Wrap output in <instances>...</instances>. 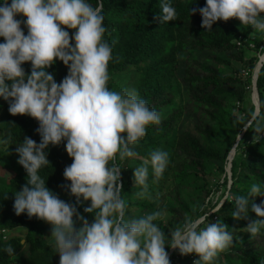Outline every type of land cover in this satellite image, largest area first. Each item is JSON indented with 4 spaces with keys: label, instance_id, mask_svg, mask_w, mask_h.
<instances>
[{
    "label": "clouds",
    "instance_id": "1",
    "mask_svg": "<svg viewBox=\"0 0 264 264\" xmlns=\"http://www.w3.org/2000/svg\"><path fill=\"white\" fill-rule=\"evenodd\" d=\"M102 10V0L96 6L88 0H0V97L8 101L12 115L35 118L41 136L39 143L25 137L16 148L27 183L16 191L13 207L17 215L26 213L52 225L59 264H170L165 233L154 223L162 217L161 211L138 220L124 219L121 168L114 161L117 155L120 160L134 157L136 153L129 146L144 138L148 127L158 125L161 117L134 90L121 93L107 87L113 55L112 46L104 39ZM161 13L158 19L162 23L177 20L171 0H162ZM199 13L201 26L208 31L219 20L238 18L241 25L264 34V0H206ZM18 15L26 20L16 19ZM62 26L76 31L70 37ZM73 39L74 45L70 42ZM56 59L69 67V74L59 84L47 70ZM25 62H31L30 75L21 66ZM254 130L259 140L264 127L257 124ZM62 140L67 141L66 151L73 158L64 170L65 179L71 181V193L77 201L81 197L90 200L84 212L99 210L91 224L74 205L59 199L39 174L50 164L49 144L58 145ZM8 144L7 139H0V147L6 149ZM168 163L166 151L154 150L150 160L135 168V185L142 187L139 197L148 192L149 165L158 180ZM248 195L264 196V186L253 184ZM229 197L228 192L209 197V201H216L215 206L186 221L182 229L172 233L168 245L182 255L197 254L194 264H213L233 244V234L220 221L209 223V214L218 213ZM230 202L235 204L234 218H246L249 211L258 217L248 223L246 232L252 237L264 234V219H260L264 218V201L256 204L241 195ZM5 251L15 253L11 245Z\"/></svg>",
    "mask_w": 264,
    "mask_h": 264
},
{
    "label": "trees",
    "instance_id": "2",
    "mask_svg": "<svg viewBox=\"0 0 264 264\" xmlns=\"http://www.w3.org/2000/svg\"><path fill=\"white\" fill-rule=\"evenodd\" d=\"M88 2L96 6L98 0H88ZM161 2L162 0H102V14L106 28L104 39L112 46L113 55V59L108 64V72L112 80L107 87L114 91L118 82L123 80H125V87L127 76L130 79L135 76L134 85L137 87L139 97L144 99L149 108L155 109L161 117L158 125L149 126L146 136L131 145V149L136 153L134 157L125 158L119 163L114 161L121 168L119 183L122 185L120 193L122 198L131 189H134L136 195L142 191L141 186L135 188L134 170L131 165L150 160V154L161 146L162 141L168 137V133L176 129V120L179 117L181 119L182 113L179 114L177 109H171L174 105V93L171 90L174 78L178 79L183 86L184 83L188 85L185 94L192 92L191 98H187L189 109L200 114L199 122L194 125L193 129L188 128V130L181 131L178 127L175 153L158 180L151 170L147 180L146 196L141 200L126 204L124 219L128 221L133 220L135 209L143 213L164 209L171 216L168 223L160 219L154 221L165 233V250L169 255L172 250L169 246L172 233L184 226L176 228L175 221L185 224L189 219L194 220L214 207V203L213 200L209 201L206 208L194 211L185 202L182 192L173 189L164 194V197L161 196L170 204L163 207L159 206L160 197L155 200L150 199L151 193L160 184H165L167 180L179 179L175 178L176 175L185 176L187 169L192 166L202 167L205 161L227 159V153L222 157L220 151L211 144V139L219 134L216 126H226L227 119L232 116L230 108L226 106L227 99L234 97L244 100L245 90L234 88V85L243 81L244 70L236 69L234 74L226 73V70L233 65L232 59H236L244 63L250 62L251 68L248 70L251 74L258 57L245 61L244 52L238 45L239 41L244 43L245 35L238 29L233 18L228 21L215 22L210 31L201 26L202 17L199 9L206 5V0H171L172 6L177 11V20L165 23L158 19L162 14ZM190 9H196V11L191 13ZM15 18L21 21L26 20V17L22 15ZM21 27L27 35V27L23 23ZM62 27L69 31L70 37L76 31L67 29L66 26ZM0 42H3L2 37H0ZM70 42L73 45L75 43L74 39ZM204 51L208 52L204 60L194 58L196 53ZM21 66L26 75H30L31 62H25ZM47 70L53 74L58 84L69 74V67L59 59H56ZM5 83L10 85L11 81L6 80ZM257 86L261 97V111L250 126L252 130L257 124L264 127V119L261 118L264 117V66L259 74ZM8 108V101L0 97L2 139L9 141L6 149L2 147L0 151V231L27 227L26 242L30 245L32 255L19 256L24 247L20 238L9 240L0 238V264L14 262L17 264H59V252L53 244L48 243L46 238L49 223L35 216L29 218L26 213L17 215L13 207L16 191L22 190L27 183L26 170L17 162L19 157L16 148L24 142L25 137L39 143L41 136L37 131L39 122L35 118L27 114L12 115ZM253 114L252 109L242 120V127L253 117ZM256 135L254 133L251 139L246 141L245 154L242 152L233 162V183L229 193L233 198L241 195L248 196L249 200L259 204L264 201V196H249L252 185L247 182V178H251L256 184L264 186V133H260L259 140ZM46 151L50 164L39 171L46 186L59 199L74 205L89 224L93 223L99 210H93L92 213L84 212V208L90 206V200L84 201L81 197L77 201L68 187L71 181L64 177L65 168L73 162L65 145L62 143L49 144ZM249 159L251 162L248 161ZM230 201H226L222 206L218 212L219 215H209V223H216L214 217L220 216L218 221L227 225V230L234 234L237 229L246 228L248 223L258 219L251 211L246 218H234L232 212L235 211V204ZM78 226H81L79 221L76 224V227ZM9 245L15 249L13 255L5 251ZM193 254L182 255L178 249H175L169 257L170 264H177L178 256L193 261L191 260L195 257ZM220 255L226 264H264V234L252 237L250 233H247L239 240L233 239V244L229 249Z\"/></svg>",
    "mask_w": 264,
    "mask_h": 264
},
{
    "label": "rangeland",
    "instance_id": "3",
    "mask_svg": "<svg viewBox=\"0 0 264 264\" xmlns=\"http://www.w3.org/2000/svg\"><path fill=\"white\" fill-rule=\"evenodd\" d=\"M262 16H264V13H261ZM233 21L235 22L238 29L245 35L244 43L238 42V45L240 49L244 52V59L245 61H250L251 59L258 57L256 65L253 68V72L249 74L248 68H251L249 66V63H244L242 61L232 59L233 65L226 70V73L234 74L236 69L244 70L242 73V82L234 85V88L238 87L241 90H245V99L240 100L238 98L229 97L227 99L226 106L230 108L231 110V117L227 119V125L226 126H216V129L218 130L219 134L217 137H214L211 139V144L214 148L218 149L221 153V156H225L227 153V159L223 160L222 158L218 160H211V161H205L204 165L202 167H190L187 169V173L185 176L176 175L175 181L173 180H167L165 184H160L158 187L155 188V191L151 193L150 199L155 200L157 197H160L159 206H169L168 202L162 198L164 194L169 192L170 190L176 189L182 192V196L185 200V202L194 210H203L206 208V201L209 202V197L214 196L215 193H220L221 196L225 192H230V187L233 183V171L232 174L229 173V164L230 159L229 156L231 152H233V149L236 150V154L233 157L232 160V168H233V162L235 159H238V157L241 155V153H244V146L247 140L251 139L253 134L255 133V130L251 129L250 126L253 123V117L249 120L252 121L249 125V121L246 125H249L248 128L245 126L242 127L241 122L244 118L247 117V115L252 111H254V114L257 115V104H256V98H255V89L257 86L255 74L258 69V64L261 61V57L264 55V34H260L255 32L251 29L250 26L241 25V21L238 18H233ZM243 42V41H242ZM208 52H200L196 53L194 55V58H198L199 60H204L203 58L206 57ZM190 55V54H189ZM185 56V54H184ZM264 64V61H263ZM248 66V67H247ZM264 66V65H263ZM262 66V68H263ZM262 68L261 71L262 72ZM183 69V67H182ZM247 70V71H245ZM180 73H182L180 71ZM260 74V73H259ZM131 76V75H130ZM128 77V80H126V86L124 87L125 80L119 81L116 85L114 91L121 92V93H127L131 91H137V87L134 85V77L132 79ZM111 78L107 82H111ZM258 81V79H257ZM233 85V84H232ZM258 88V86H257ZM171 90L174 93V105H172V110L179 111V114L182 113L181 119L179 117L177 122L176 129L170 133L167 134V138L162 141L161 146H159L156 150H163L166 151L169 155V160L171 159L173 153H175V139L177 136V130L178 127H180L181 131L188 130V128L193 129L194 125H196L199 122L200 114L195 113L194 111H191L189 108V102L187 101V98H191L190 95L192 92H189L187 95L185 94V91L188 90V85L186 83L183 84L176 78L172 80V86ZM259 95V101H260V111H261V97L258 90ZM245 109V111H243ZM239 137V140L237 138ZM0 139H2V122L0 121ZM66 140H62L61 143L66 145ZM130 148L131 145L129 146ZM2 150V147H0V151ZM245 154V153H244ZM120 159L117 155L115 162L119 163ZM251 162V159L248 160ZM143 163H133L131 165V168L135 172V168L143 166ZM151 172V167L149 165V173ZM245 175V173H244ZM121 176V175H120ZM247 182L250 185L256 184L255 181L251 178H247ZM139 185H135V188H137ZM154 195H156L154 197ZM164 197V196H163ZM126 204H130L133 202L141 200L142 198L138 197L135 194L134 189H131L128 191L124 197ZM230 200L233 198L232 196L229 197ZM229 202V201H228ZM214 206L216 201L213 200ZM226 201L224 202V204ZM208 204V203H207ZM223 204V205H224ZM135 209V208H133ZM136 211L133 213V219L138 220L140 218L145 217L148 214H152L156 211H149V212H141L138 209H135ZM137 211L138 214H137ZM163 213L160 220H162L165 223H168L171 220V216L163 209H160ZM219 215L218 213H210ZM130 215V214H129ZM220 220V216L214 217V221L217 222ZM176 228L182 227L184 223L182 222L180 224L179 221H175ZM48 231L46 233V238L49 244H53L55 246V240L54 237L51 236L52 233V225L48 224ZM78 226L77 228H79ZM246 229H237L236 232L233 234V239H241L245 234H247ZM28 234V228L27 227H19L15 228L13 230H2L0 231V238H3L5 240H9L11 238H20L22 242L24 241L23 250L19 254V256H25L29 257L32 255V251L30 248V245L26 242V237ZM56 247V246H55ZM195 257L189 261L187 258L183 256H178L176 258L177 264H194L196 260L199 259V256L197 254H193ZM17 264V263H12ZM213 264H226L225 260L219 255V257L213 262Z\"/></svg>",
    "mask_w": 264,
    "mask_h": 264
},
{
    "label": "water",
    "instance_id": "4",
    "mask_svg": "<svg viewBox=\"0 0 264 264\" xmlns=\"http://www.w3.org/2000/svg\"><path fill=\"white\" fill-rule=\"evenodd\" d=\"M263 61H264V55L261 57V61H260L259 65H258V71H257V73L255 74V79H256L255 81H256V83H257V79H258V77H259V73H260V71H261V68H262V66L264 65V64H263ZM255 94H256L257 97L259 98V95H258V88H257V86H256V89H255ZM257 108H258V111H257V112L259 113V110H260V101H259V99H258ZM258 113H257V115H259ZM235 154H236V150L233 149V156H231V154H230V156H229V159H230L229 173H230V174H232V171H231V169H232V160L234 159L233 157L235 156ZM23 243H24V241H23ZM175 249H176V248H172L170 254L168 255L169 257H170V255L174 252Z\"/></svg>",
    "mask_w": 264,
    "mask_h": 264
},
{
    "label": "bare ground",
    "instance_id": "5",
    "mask_svg": "<svg viewBox=\"0 0 264 264\" xmlns=\"http://www.w3.org/2000/svg\"><path fill=\"white\" fill-rule=\"evenodd\" d=\"M258 65H259V64H258ZM257 71H258V69H257ZM256 73H257V72H256ZM254 96H255V98H256V100H255V101H256V104H258V97H257L256 94H255ZM231 156H233V152H231Z\"/></svg>",
    "mask_w": 264,
    "mask_h": 264
}]
</instances>
